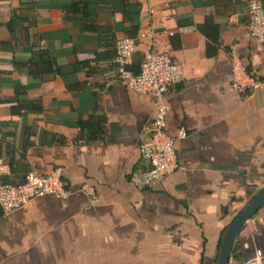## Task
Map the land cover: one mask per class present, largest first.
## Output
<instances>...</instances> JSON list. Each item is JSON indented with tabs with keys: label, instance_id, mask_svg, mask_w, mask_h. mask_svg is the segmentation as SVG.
<instances>
[{
	"label": "crops",
	"instance_id": "crops-1",
	"mask_svg": "<svg viewBox=\"0 0 264 264\" xmlns=\"http://www.w3.org/2000/svg\"><path fill=\"white\" fill-rule=\"evenodd\" d=\"M246 1L0 0V179L17 184L26 171L59 167L69 191L0 209V264H215L223 229L264 190V43L245 36ZM148 26L179 72L165 132L185 135L175 141L179 168L141 187L137 143L152 97L113 81V47ZM146 46L136 44L129 70ZM230 48L262 88L231 89ZM44 59L62 73L27 72ZM19 100L35 105L15 112ZM232 248L228 264L254 249L264 258V204Z\"/></svg>",
	"mask_w": 264,
	"mask_h": 264
},
{
	"label": "built area",
	"instance_id": "built-area-1",
	"mask_svg": "<svg viewBox=\"0 0 264 264\" xmlns=\"http://www.w3.org/2000/svg\"><path fill=\"white\" fill-rule=\"evenodd\" d=\"M151 9H147V14ZM245 36L255 42L264 43V8L260 0L246 1ZM140 41H146L147 46L142 53L137 72L133 73L125 67L135 46ZM156 32L151 26L137 31L134 37H120L115 40L113 53L116 61V71L113 81L137 93L152 97L153 112L151 119L145 124L146 137L137 143L141 158L147 162L133 180L141 187L155 185L162 177L169 175L179 166L175 156V141L185 135L183 128H178L175 136L165 132L168 105L167 89L178 78V67L165 50L155 46ZM230 55V87L238 94H244L249 88H262L263 83L248 73L239 57L229 50ZM78 142H81L79 140ZM8 173L7 165L0 159V177ZM79 190L88 197L90 204L98 200L91 187L81 185ZM69 191L64 188L61 179V168L52 169L47 174L29 170L17 184L4 183L0 179V209L2 213L11 212L35 197L54 195L66 197ZM240 264H264V258L259 249Z\"/></svg>",
	"mask_w": 264,
	"mask_h": 264
},
{
	"label": "water",
	"instance_id": "water-1",
	"mask_svg": "<svg viewBox=\"0 0 264 264\" xmlns=\"http://www.w3.org/2000/svg\"><path fill=\"white\" fill-rule=\"evenodd\" d=\"M264 204V190L256 193L223 229L215 264H228L234 238L247 219Z\"/></svg>",
	"mask_w": 264,
	"mask_h": 264
},
{
	"label": "trees",
	"instance_id": "trees-1",
	"mask_svg": "<svg viewBox=\"0 0 264 264\" xmlns=\"http://www.w3.org/2000/svg\"><path fill=\"white\" fill-rule=\"evenodd\" d=\"M26 68H27V72L30 74V75H33V76H37L39 74H41L42 72H45V71H50V70H53L55 72H57L58 74H61L62 71L60 70V68L58 66H56L51 60L49 59H44V60H41L39 62H28L26 63ZM126 67V65H125ZM127 68V67H126ZM128 69V68H127ZM138 70V68H137ZM131 71V70H130ZM133 73L137 72V71H132ZM16 92V91H15ZM34 103L33 102H30V101H27V100H19L17 101V103H15V105L13 106L14 108V111L15 112H18L19 110H23V109H30V108H33L34 107ZM79 126L80 128L86 132L89 130V125L85 122H82V121H79ZM86 135L84 137H82L80 140H81V143L82 142H85L86 140ZM234 253V248L231 249V253H230V256H232Z\"/></svg>",
	"mask_w": 264,
	"mask_h": 264
}]
</instances>
